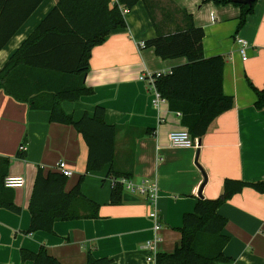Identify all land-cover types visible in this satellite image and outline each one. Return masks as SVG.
Returning a JSON list of instances; mask_svg holds the SVG:
<instances>
[{"label":"crops","instance_id":"1","mask_svg":"<svg viewBox=\"0 0 264 264\" xmlns=\"http://www.w3.org/2000/svg\"><path fill=\"white\" fill-rule=\"evenodd\" d=\"M58 2L44 0L35 10L0 52V69ZM124 14L127 27L93 50L85 83L94 94L62 106L75 121L86 114L94 117L98 106L105 108V123L118 128L115 169L132 173L136 184L156 182L157 204L125 190L122 203L112 205L111 165L86 175L89 150L83 136L73 126L52 123L50 112L33 111L0 91V157L11 161L8 176L26 180L23 188L13 189L22 213L0 209V264H22L23 251L37 254L42 247L61 264H86L89 257L114 264H153L149 257L157 260L158 254H171L181 244L184 217L194 213L199 198H219L228 179L264 182V110L256 108L251 87L264 89V0H257L242 29L239 8L203 0H143ZM193 23L205 32L204 57L225 59L223 89L234 98V107L214 121L196 149H184L174 147L169 138L187 129L181 115L172 112L166 100L155 107L153 87L141 77L188 63L186 58L162 60L144 44L159 34L185 31ZM238 36L249 43L247 61L239 52ZM21 146L27 148L25 159L17 156ZM61 162L73 173L66 191L84 176L81 191L100 206L99 217L56 223L53 234H29L38 171H56ZM153 211L161 223L155 251L147 247L155 237ZM219 214L227 220V264H264V194L246 189Z\"/></svg>","mask_w":264,"mask_h":264},{"label":"trees","instance_id":"2","mask_svg":"<svg viewBox=\"0 0 264 264\" xmlns=\"http://www.w3.org/2000/svg\"><path fill=\"white\" fill-rule=\"evenodd\" d=\"M44 0H0V52L17 34ZM143 0H59L33 34L0 69V91L33 111H47L51 122L73 126L88 146L86 175L111 165L113 180L133 178L130 172L115 169L118 128L105 123V108L98 106L94 117L87 114L79 121L63 109L64 102H77L94 94L85 83L90 72L93 50L105 44L110 35L127 27L124 10ZM204 4L234 5L241 11L242 29L252 6L236 4L233 0H203ZM191 17V16H190ZM205 32L196 25L185 31L158 35L145 42L162 60L186 58V65L175 68L161 77L156 88L168 102L170 110L179 113L182 124L193 139H202L214 121L234 107V98L224 93L225 59L204 57ZM256 96V108L264 110V89L251 84ZM17 156L25 159L24 152ZM10 159L0 157V209L17 215L22 210L15 205L13 189L5 186ZM69 192L68 177L60 172L39 169L29 205L31 225L29 234L54 233L59 222L92 220L99 217L100 206L81 191L84 181ZM246 189L264 194V182L249 183L228 179L223 192L215 200L199 198L194 213L183 220L181 244L171 254H158L156 264H227L224 254L229 239L223 235L227 220L219 209L233 196ZM125 189L117 183L113 187L111 204L120 205ZM22 264H61L42 247L37 254L22 253ZM86 264H114L108 259L89 257Z\"/></svg>","mask_w":264,"mask_h":264},{"label":"built area","instance_id":"3","mask_svg":"<svg viewBox=\"0 0 264 264\" xmlns=\"http://www.w3.org/2000/svg\"><path fill=\"white\" fill-rule=\"evenodd\" d=\"M212 22L215 21V17L211 16ZM236 43L239 46V52L243 58L244 61H247V55L246 51L249 47V43L241 38H236ZM145 46V44H144ZM172 72L168 73H157V74H149L148 76H142L141 80L147 81L154 90V99H153V105L156 107L159 106V104L165 99L161 96L159 91L156 88V82L159 78L164 77L166 75L171 74ZM170 141L174 147L177 148H184V149H196L199 146L198 139H193L189 133L188 129H183L180 131H174L170 133ZM27 148L25 146L20 147V151L24 152ZM56 170L63 174L65 177H71L73 175L72 171L67 167L65 163H59L56 167ZM117 183L122 184L127 191L136 192L141 195L147 196L152 203L153 206H156L157 201L159 199V187L156 182L151 181H144L141 184H136L132 179H120V180H113L112 184L113 187L117 185ZM26 184V180L23 177H12L8 176L5 180V186L10 189H20L23 188ZM150 218L154 221L155 227V237L154 239L147 242V247L151 249L152 251H155L156 244L160 241V238L157 236V232L161 230V223L159 222V216L157 211H153L150 214ZM149 263L156 264V258L154 256H151L147 259Z\"/></svg>","mask_w":264,"mask_h":264},{"label":"water","instance_id":"4","mask_svg":"<svg viewBox=\"0 0 264 264\" xmlns=\"http://www.w3.org/2000/svg\"><path fill=\"white\" fill-rule=\"evenodd\" d=\"M233 2L240 5L252 6L257 0H233ZM199 195L201 196V193Z\"/></svg>","mask_w":264,"mask_h":264}]
</instances>
